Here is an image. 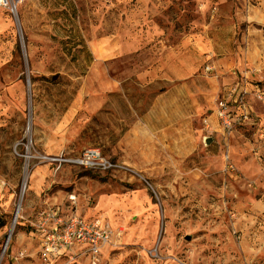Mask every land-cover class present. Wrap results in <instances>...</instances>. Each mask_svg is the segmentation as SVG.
Segmentation results:
<instances>
[{
	"label": "rangeland",
	"instance_id": "rangeland-1",
	"mask_svg": "<svg viewBox=\"0 0 264 264\" xmlns=\"http://www.w3.org/2000/svg\"><path fill=\"white\" fill-rule=\"evenodd\" d=\"M178 81L201 149L142 120ZM223 97L250 116L224 133ZM48 207L111 227L97 264H264V0L0 6V264H93L41 257Z\"/></svg>",
	"mask_w": 264,
	"mask_h": 264
},
{
	"label": "built area",
	"instance_id": "built-area-1",
	"mask_svg": "<svg viewBox=\"0 0 264 264\" xmlns=\"http://www.w3.org/2000/svg\"><path fill=\"white\" fill-rule=\"evenodd\" d=\"M23 1L0 0V6L15 14ZM230 100L226 97L221 98L216 110V116L224 131L233 130L236 123L250 117L245 107L240 115H236V106L230 105ZM238 101L240 100L235 99V102ZM79 161L90 166L111 167L113 165L102 157L97 148L87 149ZM60 211V208L48 207L40 212L38 219L33 223L42 236L41 257L49 261L61 256L65 251L77 250L78 247L83 249V253L89 256L93 264H97L100 261L102 249L112 240L111 227L99 218L87 220L75 213L66 218Z\"/></svg>",
	"mask_w": 264,
	"mask_h": 264
},
{
	"label": "crops",
	"instance_id": "crops-1",
	"mask_svg": "<svg viewBox=\"0 0 264 264\" xmlns=\"http://www.w3.org/2000/svg\"><path fill=\"white\" fill-rule=\"evenodd\" d=\"M183 76L184 75L181 72L175 71L174 77H170V79L175 78L177 80L178 79L182 80ZM185 83H186L185 81L174 82L171 83V86L168 89H162L161 93H159L155 98L153 106H149L148 110H146L142 120L146 125V127L150 128V130L153 132H159V131L168 132L169 130L176 129L177 132L179 131L177 137H180V139H182L183 142L185 141V139L190 138L192 139L193 150L197 148L201 149L202 147H204V145L202 144L203 136H201L200 134L203 131V127L200 125L196 126L194 119L196 115L204 112L207 106H203L201 103L199 106H196V103L198 102V98L187 93V91L185 93V89H186ZM213 102L214 104L212 103L213 104L212 107H215L216 104L215 100ZM186 129L192 130L191 131L192 133L188 137H186V134H184ZM220 130L224 133L222 127H220ZM74 213L87 220H91L90 218H86L82 214L75 211H71L69 214L64 213V215L66 218H68L69 215ZM38 216L39 214L37 215L36 220L38 219ZM36 220L32 221V225ZM34 229L37 234L38 242L41 249L42 236L35 227ZM108 245L109 244H107L102 249V253L107 248ZM76 249L77 250L74 251H65L64 253L61 254V256L53 258L52 260L49 261L51 262L59 261L62 258H65L67 255L70 256V254L72 255L74 254L76 256L83 254L88 260H90L89 256L83 253V249L78 247Z\"/></svg>",
	"mask_w": 264,
	"mask_h": 264
},
{
	"label": "water",
	"instance_id": "water-1",
	"mask_svg": "<svg viewBox=\"0 0 264 264\" xmlns=\"http://www.w3.org/2000/svg\"><path fill=\"white\" fill-rule=\"evenodd\" d=\"M212 142V138H207V143H211Z\"/></svg>",
	"mask_w": 264,
	"mask_h": 264
}]
</instances>
